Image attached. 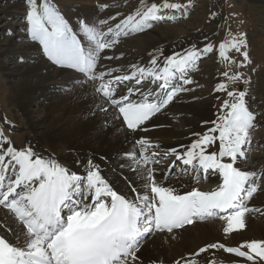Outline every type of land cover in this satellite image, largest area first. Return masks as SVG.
<instances>
[{
	"label": "snow or ice",
	"instance_id": "1",
	"mask_svg": "<svg viewBox=\"0 0 264 264\" xmlns=\"http://www.w3.org/2000/svg\"><path fill=\"white\" fill-rule=\"evenodd\" d=\"M26 3L27 36L41 46L52 64L81 74L83 78H74L73 86L92 82L95 107L104 113L105 127H124L132 133L147 130L148 121L180 93L191 91L185 87L193 83L190 72L203 55L213 51L211 44L203 48L193 44L171 55L156 50L149 53L147 66L133 64L130 74L114 75L113 70H102L100 65L102 59H113L102 57L105 50L112 49L121 37L150 29L153 22L165 19L160 14L163 10L185 9L186 14L187 5L141 0L140 7L118 22L119 13L92 23L78 18L73 25L54 0ZM107 7L101 4L98 10ZM229 49L243 56L239 67L250 63L243 34L221 43L219 57L229 60ZM223 75L233 82L243 77L242 73ZM125 82L130 83L122 91L119 86ZM216 91H227V87L218 83ZM227 96L231 100L223 101L214 126L203 134L195 133L198 138L182 152L170 148L161 155L159 144L146 137L136 140L139 148L124 153L130 163L122 167L127 166L138 179L133 184L124 177L128 184L124 190L115 187L92 158L76 161L83 171H73L31 145L17 149L0 132V264H145L139 253L146 238L158 232L172 233L194 220L217 217L224 222L226 235L243 229L246 214L254 210L247 201L264 185V172L237 166L238 161L246 163V146L256 117L246 104V91H227ZM213 145L217 150L209 151ZM168 155L176 159L158 179L157 166ZM177 161L184 166L182 174L191 168L197 180L203 172L218 175L221 182L213 190L193 187L181 192L164 183ZM211 249L244 258L243 264H264V240L244 241L238 246L209 243L192 255L199 258ZM181 259L184 264H197V260ZM148 264L162 262L149 260ZM205 264L225 262L205 257Z\"/></svg>",
	"mask_w": 264,
	"mask_h": 264
},
{
	"label": "bare ground",
	"instance_id": "2",
	"mask_svg": "<svg viewBox=\"0 0 264 264\" xmlns=\"http://www.w3.org/2000/svg\"><path fill=\"white\" fill-rule=\"evenodd\" d=\"M75 2L77 3L76 0ZM76 11L77 16L83 15V17H87L93 21H98L95 20V7L93 6L78 7ZM11 42L10 40L7 44H11ZM30 43L26 41L22 42L19 49L10 46V50L15 51L14 53L20 52L23 54L24 62L22 61V64L14 61L13 65L9 66L1 62L4 75L10 81L11 100L22 110V114L27 118L29 126L36 131L43 129L46 122L45 118H55L56 124L51 132L47 133L43 138L39 137L42 143L38 142L39 138H30L27 140L28 144L25 147L31 145L35 151L45 157H54L62 164L71 167L73 171H83L82 164H76V161L85 162L88 158H92L104 169L103 174L110 181L114 182L115 187L124 190L128 187L127 180H132L133 184H135L138 179L132 171H129L127 166L122 167V165L130 163L125 158L124 153L138 149L139 145H136L134 142L140 137L149 138L151 143L159 144L158 151L163 155L170 148H176L181 152L184 151V148L198 138L194 135L195 133L202 134L206 128L210 127V120L214 117L212 105L196 111L195 115H198V123L190 124L188 119L183 120L184 125H187V127H180L176 123L179 116L177 114L174 116L171 113H166L168 108L162 110L161 113H158L146 123L144 127L147 130H137L135 133H132L124 127H120L119 129L114 126L105 127V115L95 107L96 102L93 100L94 87L92 82L87 81L83 85L75 84L73 86L74 78H83L81 74L73 70L58 68V66L52 69L54 67L51 64L49 65V62L44 60L40 53H38L36 45ZM169 47L172 50L166 53L160 46H154L143 53L139 57L141 60L135 65L147 66L148 60L150 61L151 59L149 53L156 50H162L165 55H171L175 51L189 48L184 44L178 43H171ZM169 47L167 46V48ZM107 53L113 55L109 51ZM0 54H4V52L0 51ZM108 61H105L107 65L102 66V70L107 71L111 69L113 73L121 74L120 65L117 62ZM127 86H129V83L125 82L119 87L123 91ZM136 98L138 99L139 96L137 95ZM52 100L53 103L50 102ZM44 101L47 102L46 106H36L44 103ZM184 101L185 99H181L179 103H183ZM186 105L187 101L184 107ZM40 109L43 110L45 118L37 114V111ZM93 112H95V115L92 114ZM118 123L113 122V124ZM3 137L7 138L12 146L22 149L23 145L20 144L22 135L11 133L10 135L3 134ZM15 144L20 145V148ZM60 145L61 149L58 152L56 147ZM181 146L184 147L182 148ZM216 146H212L210 148L211 151ZM247 163H251V160L246 157V163L238 162L237 166H240L242 170H251ZM157 167L159 168V171L156 173L157 178L162 179L164 174L168 172L167 165L161 162ZM257 172L262 171L259 170ZM181 173H171L164 183L176 187L181 192L191 190L193 187L200 189L194 185L188 171L183 174ZM124 177H127V180ZM216 177L217 175H209L206 179L207 181L215 182L217 181ZM260 191L262 190L260 189ZM255 197L258 196L256 195ZM247 204L254 210L246 214L245 227L237 232L228 235L224 234L223 227L225 224L218 217L206 220L197 219L191 225L175 229L172 233H156L145 241L139 255L143 258L145 264H148L149 260H156L162 262V264H174L175 261L181 260V264H184V260L181 259L182 257L186 260H197V264H205V257L223 260L225 264L228 261L235 260H239L243 264L244 258L235 257L234 254L226 253L223 249H211L207 253H202L199 258L192 254L209 243L220 242L226 246H238L244 241L264 240V200L260 198L254 200L253 197L247 201ZM256 209H259V211H256ZM257 213L262 216L263 221H258L254 218V214L257 215ZM245 233H248V235H245ZM224 240L234 241L235 244L225 243ZM248 264H251V262H248Z\"/></svg>",
	"mask_w": 264,
	"mask_h": 264
},
{
	"label": "rangeland",
	"instance_id": "3",
	"mask_svg": "<svg viewBox=\"0 0 264 264\" xmlns=\"http://www.w3.org/2000/svg\"><path fill=\"white\" fill-rule=\"evenodd\" d=\"M76 1L77 3L75 0H54L60 11L73 25H75L78 18L88 20L89 23L95 22L87 17H83V15L77 16L76 9L78 7H95V20L106 19L119 13L120 15L117 16L118 22L124 16L132 14L141 6V0ZM145 2L162 3L163 0H145ZM169 2L187 5L186 14L185 9H181L180 11L163 10L160 14L164 15L165 19L153 22V26L150 29L121 37L112 49L105 50L102 53L104 55L101 54L102 57L112 56L113 59L108 62H117L120 65V73L123 74L126 72L130 73V65L139 62L141 60L139 57L154 46H160L167 53V51L172 50L169 47L171 43L184 44L188 47L195 44L198 48H203L205 44H211L213 51L203 55L198 60L195 70L190 72V78L193 83L185 85V87L191 89V91L180 93L179 97L167 107L166 113H171L174 116L177 114L179 117L176 123L180 127H187V125H184L183 120L188 119L190 124L198 123L199 119L198 115H195L196 111L212 105L214 109V117L210 120V127H212L214 126L212 122L216 121L218 115L221 114L220 108L223 101L231 100L227 96V91H246V104L249 110H253L256 117L254 121L256 126L250 130V144L246 146V154H248L251 160V164L249 163L250 165L248 164V166H252V169L255 171H261V169H264V0H169ZM101 4L108 5V7L104 11H99L98 5ZM27 10L28 4L26 0H0V51L4 52V54H0V132L4 135H10L11 133L22 135L20 139V144L23 145L22 149L28 144L27 140L30 138H43V136L54 129L56 124L55 118H45L43 110L40 109L37 111V114H40L46 120L43 129L38 130V132L29 126L27 118L22 114V110L11 100L10 81L4 75L2 69L1 62L9 66L14 61L19 62V64L24 62V60L23 62L21 61L23 54L20 52L14 53L15 51L10 50V46L19 49L21 43L24 41L35 44L37 51H39L38 53H40L44 60L49 62V65L51 64L54 67L52 69L57 68L43 55L41 46L31 41L27 36L25 32ZM167 17L172 18L169 19ZM241 34L246 39V50L249 53L250 59V63L245 62V66L243 67L238 66L239 62L243 61V56L234 49L228 50L229 60H224L218 55L221 43L230 40L233 36L239 37ZM10 40L12 41L11 44H7ZM107 51L113 53V55L108 54ZM105 61L107 62L106 59H102L100 65H107ZM224 72H228L229 77L236 73H242L243 77L241 80L233 82L223 75ZM115 75H119V73ZM218 83H224L227 91L217 92L216 86ZM181 99H185V101L179 103ZM186 101L187 105L184 107ZM50 102L53 103V100ZM46 105L47 102L44 101V103L36 106L42 107ZM208 128L202 134L207 132ZM40 138L38 142L42 143ZM17 144L15 145L20 148V145ZM56 148L60 152L61 145ZM216 150L217 146L212 151ZM209 151H211L210 148ZM171 158L168 155L167 159L169 161L173 160L175 156ZM176 164L177 167L171 170L172 174H178L177 171L181 163L177 161ZM200 182L196 181V183ZM261 190L258 193L259 195L257 194L258 197L254 196V200L259 198L264 200V185H262ZM255 215L254 218L256 220L263 221L259 213H257L258 216ZM245 235H248V233H245ZM153 236L151 235L148 238ZM224 242L235 244L234 241L224 240Z\"/></svg>",
	"mask_w": 264,
	"mask_h": 264
}]
</instances>
